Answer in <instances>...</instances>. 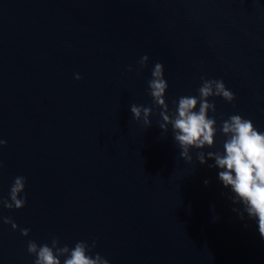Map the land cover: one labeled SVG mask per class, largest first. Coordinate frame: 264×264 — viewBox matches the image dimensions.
Returning a JSON list of instances; mask_svg holds the SVG:
<instances>
[{
  "label": "water",
  "instance_id": "1",
  "mask_svg": "<svg viewBox=\"0 0 264 264\" xmlns=\"http://www.w3.org/2000/svg\"><path fill=\"white\" fill-rule=\"evenodd\" d=\"M157 62L170 109L202 76L235 94L210 98L218 132L205 153L223 151L221 118L264 132V0H0V197L17 176L27 194L0 208L18 225L0 220V264H34L28 241L53 236L95 240L109 264H264L258 225L233 212L215 161L193 149L185 162L160 129ZM132 104L153 108L151 127Z\"/></svg>",
  "mask_w": 264,
  "mask_h": 264
},
{
  "label": "clouds",
  "instance_id": "2",
  "mask_svg": "<svg viewBox=\"0 0 264 264\" xmlns=\"http://www.w3.org/2000/svg\"><path fill=\"white\" fill-rule=\"evenodd\" d=\"M148 61V55L140 58L138 63L141 69L147 66ZM128 70L131 71V67ZM75 78L81 79L79 74ZM147 83L148 95L152 98L153 105L161 109L159 127L166 133L171 126L173 139L180 149V157L191 164V150L196 149V160L200 164H206L209 159L214 160L215 163L208 166L219 169L218 179L231 193L228 199L233 205H242V209L234 207L233 212L241 221L245 219V214L249 220L255 221L259 235L264 240V132L259 131L251 119L239 114L231 115L227 120L221 118L219 131L226 137L223 151L205 153L203 149L215 147L218 132L216 105L210 98L221 97L232 103L236 98L235 94L226 88L222 79H206L202 76L201 86L197 89L198 95L181 96L172 101L173 108L170 109L165 99L168 83L162 63H155ZM130 111L134 120L142 121L146 128L151 127L152 107L132 104ZM209 112L213 115L209 116ZM6 145L7 141L0 139V149ZM2 167L0 163V169ZM204 183L207 185L209 181L205 180ZM25 188L26 178L15 177L8 198L0 197V208L22 209L27 202ZM0 220L4 224H10L13 230L18 228L11 217H0ZM244 226L247 227V224ZM20 231L25 237L30 232L29 229ZM95 247V240L91 244L77 241L73 247H69L67 244L62 245L58 236H53L50 245L29 240L27 251L35 257L34 264H109V260L99 253L92 254Z\"/></svg>",
  "mask_w": 264,
  "mask_h": 264
}]
</instances>
